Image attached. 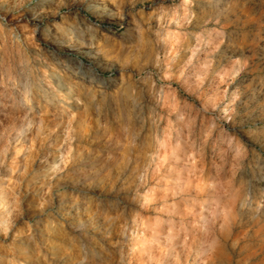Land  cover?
<instances>
[{
	"label": "rangeland",
	"instance_id": "374dc122",
	"mask_svg": "<svg viewBox=\"0 0 264 264\" xmlns=\"http://www.w3.org/2000/svg\"><path fill=\"white\" fill-rule=\"evenodd\" d=\"M168 223L264 264V0H0V264H150Z\"/></svg>",
	"mask_w": 264,
	"mask_h": 264
},
{
	"label": "bare ground",
	"instance_id": "6f19581e",
	"mask_svg": "<svg viewBox=\"0 0 264 264\" xmlns=\"http://www.w3.org/2000/svg\"><path fill=\"white\" fill-rule=\"evenodd\" d=\"M109 33V32H108ZM78 67H80V65L78 66ZM77 68V67H76ZM80 73V72H79ZM91 76H92V78H95V74L94 73H92V74H90ZM93 80V79H92ZM169 140V139H168ZM167 141V140H166ZM178 154V153H177ZM187 155V154H186ZM188 156H189V154H188ZM175 158V157H174ZM190 158V157H189ZM191 159V158H190ZM186 160V159H185ZM169 167H171V166H169ZM200 168H202V167H200ZM170 169V168H169ZM175 169V168H174ZM177 169V168H176ZM178 169H179V167H178ZM186 170H187V168H185ZM157 170V169H156ZM155 170V171H156ZM173 170V169H172ZM184 170V169H183ZM154 171V172H155ZM174 172V171H173ZM178 173V172H177ZM191 173V172H190ZM174 174H176V173H174ZM185 174H186V172H185ZM176 177V176H175ZM174 177V178H175ZM178 180H183L182 179V176L179 174L178 176ZM186 177V176H185ZM159 178V177H158ZM198 178V177H197ZM171 180H173V179H171ZM170 181V180H169ZM174 182H175V180H174ZM167 183V182H166ZM212 184V183H211ZM208 185H210V183L208 184ZM166 186V185H165ZM164 186V187H165ZM158 187V186H157ZM167 187V186H166ZM210 187V186H209ZM212 187V186H211ZM156 188V187H155ZM162 188V187H161ZM181 188H187L186 190H192L193 188H196L195 186H193L192 184H185V183H180L179 185H174L173 187H172V189L173 190H176V191H180L181 190ZM213 188V187H212ZM150 189H152V188H150ZM149 189V190H150ZM171 189V190H172ZM210 189V188H209ZM162 190V189H161ZM160 190V191H161ZM151 191V190H150ZM163 191H166V190H164L163 189ZM184 192V191H183ZM216 192V191H215ZM162 193V192H161ZM166 193V192H165ZM171 193V192H170ZM213 193V192H212ZM152 194V193H151ZM187 194V193H186ZM210 194V193H209ZM232 194V193H231ZM247 194V193H246ZM165 195V194H164ZM169 195V194H168ZM248 195V194H247ZM146 196V195H145ZM166 196H167V194H166ZM190 196V195H189ZM178 197V196H177ZM185 197H187V196H185ZM169 198V200H170V197H168ZM179 198V197H178ZM187 198H189V197H187ZM227 197H225L224 199H226ZM66 199V201H67V198H65ZM150 199V198H149ZM174 199V198H173ZM210 199H212V198H209V200ZM98 200V199H97ZM187 200V199H186ZM189 200H191V199H189ZM226 200H229V199H226ZM225 200V201H226ZM194 201V200H193ZM193 201H191V202H193ZM211 201V200H210ZM219 201V200H218ZM223 201V200H222ZM225 201H223V202H225ZM229 201H232V199L231 200H229ZM102 202V201H101ZM164 202V201H163ZM172 203H173V201H171ZM191 202H190V204H191ZM209 202V201H208ZM220 202V201H219ZM166 203H168V202H166ZM181 203V202H180ZM196 203V202H195ZM194 203V204H195ZM199 203V202H198ZM212 203V202H211ZM105 204V203H104ZM164 204V203H163ZM209 204V203H208ZM254 204V203H253ZM257 204V203H256ZM168 205V204H167ZM173 205V204H172ZM196 205V204H195ZM207 205V204H206ZM222 205V204H221ZM159 206V205H158ZM162 206H164V208L166 207L165 205H162ZM161 206V207H162ZM174 206V205H173ZM209 206H211V205H209ZM208 206V207H209ZM220 206V205H219ZM144 207V206H143ZM172 207V206H171ZM213 207V206H212ZM212 207H210L209 208V210L212 208ZM74 208L76 209V211L78 212V211H80L81 210V205H79V204H76V205H74ZM168 208H169V210H170V206H168ZM167 208V209H168ZM190 208V207H189ZM198 208H201V207H198ZM205 208H207V206L205 207ZM220 208V207H219ZM112 209V208H111ZM147 209V208H146ZM162 209H163V207H162ZM167 209H165L166 211H167ZM176 209V208H175ZM185 209H187V208H185ZM193 209H194V207H193ZM203 209V208H202ZM104 210V209H103ZM160 210V209H159ZM168 210V211H169ZM184 210V209H183ZM194 210H196V209H194ZM208 210V209H207ZM208 210V211H209ZM220 210V209H219ZM83 211V210H82ZM164 211V210H163ZM162 211V212H163ZM172 211V210H171ZM176 211V210H175ZM178 211V210H177ZM185 211V210H184ZM183 211V212H184ZM204 211V210H203ZM206 211V210H205ZM211 211V210H210ZM209 211V212H210ZM224 217L226 218H228L229 216H231L232 215V212H233V208H231L230 206H228V205H226L225 207H224ZM223 211H221V212H223ZM156 212V211H155ZM173 213H174V211H172ZM207 212V211H206ZM206 212L204 213V214H206ZM160 213V212H159ZM171 213V212H170ZM189 213V212H188ZM176 214V213H175ZM179 214H180V212H179ZM184 214H185V212H184ZM183 214V215H184ZM211 214V213H210ZM139 215V214H138ZM187 216H188V214H187ZM196 216V215H195ZM146 217V216H145ZM192 217V216H191ZM198 217V216H197ZM89 218V217H88ZM147 218V217H146ZM157 218H160V217H158L157 216ZM181 218H183L182 216H181ZM189 218V217H188ZM207 218L209 219V216H207ZM222 218V217H221ZM226 218V219H227ZM91 219V218H90ZM160 219H162V218H160ZM169 219V218H168ZM167 219V220H168ZM208 219H206V220H208ZM155 220H157V219H155ZM154 220V221H155ZM171 220V219H170ZM179 220H181V219H179ZM169 221V220H168ZM173 221V220H172ZM184 221V220H183ZM187 221V220H186ZM193 221V220H192ZM110 222V221H109ZM146 222H147V220H146ZM160 221L158 220L156 223H159ZM170 222V221H169ZM190 222H191V220H190ZM219 222V221H218ZM155 223V222H154ZM175 224H177L176 222H174ZM181 223H183V222H181ZM192 223V222H191ZM221 223V222H220ZM160 225H161V223H159ZM188 224V223H187ZM153 225V224H152ZM155 225V226H154ZM153 226L154 227H152V226H150L151 228V232H153V234H154V236H151V237H149L148 235V237H144L143 239H142V241H141V243L143 244V247H144V250H145V252H143V254H142V256H143V258H144V260H147V262H149L150 264H164V261H165V259L167 258V252L170 250V256L167 258L168 260H170L169 261V263L168 264H186V260L185 261H181V259H180V257H181V254H180V251L181 250H177L178 249V246H177V249H175V245H177V244H181V248H182V250H186L188 247H190V242L186 239V232H188V231H185L184 229L185 228H178V227H175L174 225V227H172L171 225H172V223L171 224H169L168 223V225L169 226H171L172 228H174L171 232L169 231H167V229L166 228H163V229H166V231L169 233V235L168 236H165V237H163L164 239L162 240V237H161V235L163 234V233H165V232H162V226H163V224H162V226L160 227V226H156V224H154ZM180 225V224H179ZM183 225V224H182ZM191 225V224H190ZM88 226V225H87ZM157 227H160L161 229H157ZM164 227V226H163ZM171 227L169 228V230L171 229ZM180 227V226H179ZM191 227H192V225H191ZM190 227V228H191ZM175 228H178V229H175ZM187 230H188V228H187ZM191 231V230H190ZM189 231V232H190ZM139 232V231H138ZM148 232H150V231H148ZM188 232V233H189ZM155 233H157L158 235H155ZM191 233V232H190ZM207 233V232H206ZM152 234V233H151ZM150 234V235H151ZM152 234V235H153ZM167 234V233H166ZM181 234H184L185 236L184 237H180V235ZM190 235V234H189ZM137 236V235H136ZM183 236V235H182ZM168 237V238H167ZM191 236H189V238H190ZM184 238V239H183ZM192 238V237H191ZM197 238H198V236H197ZM196 238V239H197ZM208 239V238H207ZM76 240V239H75ZM155 241H158L157 243H159V241H160V243L162 244V246L165 244V247H166V250H167V252L165 253V252H163L164 250H165V248H162V249H164L163 251L161 250L160 251V245L158 246V249L159 250H157V248H153V247H155V245H158L157 243H155ZM138 242V241H137ZM87 244V243H86ZM139 247V246H138ZM199 247V246H198ZM213 247H214V241L212 240V239H208L206 242H205V244L202 246V247H200V252L201 253H203V254H205L204 255V257H202V259H201V262L200 263H198V264H204L207 260H209V256L213 253ZM60 250V249H59ZM196 251H198V250H196ZM199 252V251H198ZM139 254H140V252H139Z\"/></svg>",
	"mask_w": 264,
	"mask_h": 264
}]
</instances>
